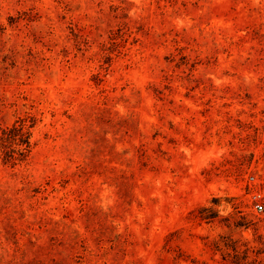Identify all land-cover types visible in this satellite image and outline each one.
I'll return each mask as SVG.
<instances>
[{"label":"rangeland","instance_id":"1","mask_svg":"<svg viewBox=\"0 0 264 264\" xmlns=\"http://www.w3.org/2000/svg\"><path fill=\"white\" fill-rule=\"evenodd\" d=\"M257 203L264 0H0V264H264Z\"/></svg>","mask_w":264,"mask_h":264},{"label":"trees","instance_id":"2","mask_svg":"<svg viewBox=\"0 0 264 264\" xmlns=\"http://www.w3.org/2000/svg\"><path fill=\"white\" fill-rule=\"evenodd\" d=\"M10 132H17L18 136H19V142H20V149L18 150V153L20 156H24L25 153H28L30 151V146H31V142H30V138H31V133L30 132H25L24 131V127H17L16 125L13 126V128L10 129ZM16 136L11 135L9 137H7V140H13L15 141Z\"/></svg>","mask_w":264,"mask_h":264},{"label":"built area","instance_id":"3","mask_svg":"<svg viewBox=\"0 0 264 264\" xmlns=\"http://www.w3.org/2000/svg\"><path fill=\"white\" fill-rule=\"evenodd\" d=\"M255 209H256L257 211H259V212H262V211L264 210V205L261 204V203H257V204L255 205Z\"/></svg>","mask_w":264,"mask_h":264}]
</instances>
